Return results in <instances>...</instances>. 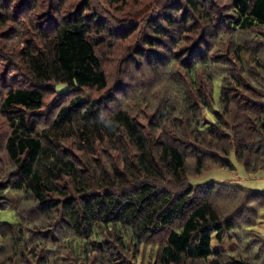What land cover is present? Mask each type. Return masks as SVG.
<instances>
[{
    "label": "trees",
    "instance_id": "obj_1",
    "mask_svg": "<svg viewBox=\"0 0 264 264\" xmlns=\"http://www.w3.org/2000/svg\"><path fill=\"white\" fill-rule=\"evenodd\" d=\"M11 1L0 0V13L10 12ZM107 1L109 6L125 5V0ZM214 1L169 0L179 5L164 8L160 17L151 14L129 33H139L144 49L133 51L135 65L152 60L150 51L168 55L162 65L169 71L163 72L168 90L155 110L168 102L160 121L175 126L176 141L163 134L158 142L126 110L105 113L96 100L81 102L82 96L57 103L56 116L39 127L30 116L43 107L50 85L54 90L58 85H67L70 91L107 89L98 51L121 29L113 26L110 31L104 17L91 9L92 0H82L75 15L50 33L41 31L40 23L29 22L38 40L27 41L22 57L31 85L9 87L0 99V115L9 126L3 150L13 166L8 177H0V204L8 209L9 196L19 197V205L13 207L18 224L0 221V264H135L142 247L150 250L149 259L156 264H251L238 251L229 256L211 248L212 236L219 242L240 241L230 236L235 228L222 219L212 198L217 187L225 185L207 184V197L197 198L189 186L184 194L173 195L156 185L168 177L174 185L186 186L191 147L200 153L195 154L196 175L205 169V162L234 171L232 159L247 174L264 170V71L259 45L264 36V0H228L233 15L227 17L211 4ZM141 10L134 12L141 15ZM117 24L128 27L126 21ZM200 24L213 31L206 43ZM251 34L256 38L246 41ZM166 40L168 46H161ZM151 66L155 74L162 71L158 64ZM215 80L220 82L217 96ZM170 94L179 95L182 110ZM204 110L210 119L204 118ZM68 144L91 159L98 146L121 148L124 154L120 166L103 167L98 162V169H89L73 161ZM237 186L236 191L246 196L245 190L260 193ZM253 203L260 211L264 193ZM176 222L180 225L174 230ZM165 230L162 243L154 244L152 239Z\"/></svg>",
    "mask_w": 264,
    "mask_h": 264
},
{
    "label": "rangeland",
    "instance_id": "obj_2",
    "mask_svg": "<svg viewBox=\"0 0 264 264\" xmlns=\"http://www.w3.org/2000/svg\"><path fill=\"white\" fill-rule=\"evenodd\" d=\"M81 1L82 0H62L63 5L59 4V0H12L10 4L13 8L10 12L0 13V99L5 95L9 87L31 85L28 83L30 82V76L23 69L22 57L27 41L37 43L38 40L34 38L32 34V26L34 25L30 26L29 22L35 21L36 23H40L42 28L41 31L50 33L51 30L62 23L65 18L75 15V8L81 4ZM108 2L109 1L106 2V0H92L91 5V9L94 12H98L100 16L104 17L102 20L106 26H108L109 30L113 26L115 30L121 29L117 33H114L115 37L110 38V41L105 39L107 42L103 44L102 48L98 51L99 59L107 75V89L101 92L94 90L80 91L78 89L70 91L68 89L65 94H58L54 90V86L50 85V87L44 91L46 94L43 107L39 112L31 114L30 118L37 120V122H39V127L46 126L48 122L56 116L57 111L54 112V107L57 103L68 102L76 96H82L81 102L96 100V102L102 105L105 113H111L118 109L126 110L142 129L147 130L149 133L152 131L158 142L163 134L164 136L165 134L169 135L170 138L176 141L179 133H177L178 131H176L175 126L165 125V122L160 121L161 116L167 110L166 104L168 102L165 101L161 109L155 110L157 101L165 100V90H168V77L167 74L163 72L169 71H165L162 67V65L166 63L168 55L159 47L161 53L149 52L154 56L152 60H146L148 63L143 60L141 65H135L137 60L133 51H135L136 48L140 51L144 49L140 46L139 33L135 32L132 35H129V33L132 27L136 28L137 26L143 25L151 14L155 13L154 15L160 17L163 15L164 8L169 10L170 6H178L179 4L176 2L171 3L169 0H125V5L117 7L115 5L109 6ZM163 4L164 7H160ZM211 4H213L225 17H227V15H233L228 0H215L211 2ZM59 5H62V9ZM141 7V15L136 14L134 11ZM143 11L145 12L144 14ZM41 14L44 15L36 19L38 15ZM45 14H47L48 18L46 17L44 21L42 18L46 16ZM117 21H126L128 27H120ZM200 26H202V30H204L202 31V33L205 34L204 39L207 38L203 40L206 43L208 42V36H210L213 31L208 25L205 27L204 24H200ZM30 29H32V31ZM258 33L261 34V31L259 30ZM122 34L128 35L121 38L123 36ZM252 36H254V34L245 36V40L250 41V38H256ZM260 40H258L260 41L259 45L263 48L260 54V62L264 71V36ZM169 42L170 41L166 40L164 43H161V46H168ZM196 42H198V40ZM138 45L140 47H138ZM202 46L204 47L203 44ZM144 52L147 54V51ZM160 60L161 62H158ZM153 63L158 64L162 68V71H159L157 74L152 72L151 69L154 67L151 66V64ZM219 86L220 82L215 80V96H217ZM206 92H208L207 89ZM169 98L175 106L178 105L179 111L183 109V101L180 99L179 95L173 96L170 94ZM108 99H111V103L109 104L106 102ZM203 116L206 119H210L207 110L203 111ZM8 131L9 126L0 115L1 178L8 177L12 170L11 168H13L3 150ZM177 142H179L181 146L184 145L182 141ZM66 148L68 152L74 156V160L72 159L73 161H79L81 165L89 169H98V162L101 163L103 167H112L113 165L120 166V158L121 155L124 154L121 148H116L114 151L111 150L109 146H98L95 155L92 157L93 159H91L88 154H82L75 150L74 145L68 144ZM184 148L188 149L186 146ZM187 154L188 157L185 169L187 175L186 186H176L168 177L165 179L164 183L156 185L164 190L170 191L173 195L184 194L188 186L192 187L194 188V196H192L194 198L207 197V184L225 185V187H217V193H213L212 198L214 199V205L220 207L222 219L226 218L229 220L235 228L230 236L234 235L240 241L237 242L235 240L230 241V239H225L219 242L215 239V236H212V251L229 256L238 251L241 253L242 258L248 259L251 264H264V207L258 211L256 203H253L254 198L258 199L260 193H264V170L258 171L255 174H247L242 166L232 159V163L235 166L234 171L219 170L215 164L205 162V169H203L200 174L196 175L195 154L199 155V150L195 151L194 148L191 147ZM88 161L90 162L89 164H87ZM238 184L249 190L260 193L253 194V192L245 190L248 194V196H246L236 191L239 190ZM18 198V195L9 196L10 205H7L8 209L4 206L5 204H0L1 222L11 225L18 224V217L13 210L14 206L16 207L19 205L16 202ZM27 204L29 203H24V205ZM24 205L20 209L23 215L27 213V208ZM179 225L180 223L178 222L174 223L172 229L177 230ZM10 227L14 228V226ZM6 229H9L8 226H5L4 230ZM166 235L167 230L159 233L152 239V242L159 245ZM156 248L153 250L155 251ZM130 252L132 254V250ZM248 255H250L255 262L252 261L251 258H248ZM149 257L150 250L147 249L144 251L142 247L139 260L136 261L135 264H156L153 259H149ZM213 259L214 258L210 260ZM226 260L225 258L224 261ZM194 263L202 264V262L199 261ZM184 264L192 263L187 261L184 262ZM207 264H211V262Z\"/></svg>",
    "mask_w": 264,
    "mask_h": 264
},
{
    "label": "water",
    "instance_id": "obj_3",
    "mask_svg": "<svg viewBox=\"0 0 264 264\" xmlns=\"http://www.w3.org/2000/svg\"><path fill=\"white\" fill-rule=\"evenodd\" d=\"M55 91L59 94H65L68 91L67 85H58L55 87Z\"/></svg>",
    "mask_w": 264,
    "mask_h": 264
}]
</instances>
